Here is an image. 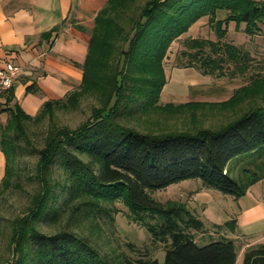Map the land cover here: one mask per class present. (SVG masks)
<instances>
[{"label":"trees","instance_id":"obj_1","mask_svg":"<svg viewBox=\"0 0 264 264\" xmlns=\"http://www.w3.org/2000/svg\"><path fill=\"white\" fill-rule=\"evenodd\" d=\"M219 10L226 11L223 19H218ZM206 16L217 39H186L190 51L182 54L189 61L182 66L215 78L247 74L253 66L251 53L222 39L231 21L236 28L244 24L248 35L261 34L264 0H107L94 18L82 79L75 89L45 100L35 115L18 103L11 105L14 87L5 92L0 102V112L6 113L0 124L5 157L0 196L11 186H21L14 181L15 165L30 144L29 126L48 122L43 144L31 150L37 159L27 178L36 187L25 210L10 220L6 264H239L231 239L197 243L193 230H202L204 223L187 203H162L152 197L170 184L200 178L204 188L238 199L264 178L263 67L224 101L160 104L167 83L164 60L172 42ZM57 30L55 26L42 36ZM26 91L37 88L31 84ZM86 96L98 102L89 116L75 128L59 125L56 112L77 109ZM240 105L244 109L239 114L214 128L151 133L123 122L135 113L188 110L195 117L199 110L234 111ZM242 154L250 156V162L232 176L228 163ZM117 203L127 209L129 220L148 229L152 243L164 245L163 262L148 251L137 258L104 254L87 235L67 228L69 223L113 221ZM62 222L55 232L42 229ZM214 225L235 230L237 221ZM127 246L136 250L132 242ZM241 264H264V245L247 248Z\"/></svg>","mask_w":264,"mask_h":264},{"label":"rangeland","instance_id":"obj_2","mask_svg":"<svg viewBox=\"0 0 264 264\" xmlns=\"http://www.w3.org/2000/svg\"><path fill=\"white\" fill-rule=\"evenodd\" d=\"M217 16L218 19H223L226 16V11L219 10ZM225 26L226 25H224V28ZM243 29L244 24L236 28V23L231 21L227 26L228 33H226L227 35L225 34L222 39L223 42L229 41L236 45L243 46L253 57L252 69L249 70L247 74L240 76V79L238 76H235V78H237L235 83L229 79L232 77H227L226 75L217 78L208 75L207 82L202 83V81L197 85V83H190L176 74V69L180 68L183 63L189 61V57L182 54L183 51H190L185 47L184 41L186 39H217V32L214 24L210 23L207 16L198 20L186 33L174 40L164 60L167 83L161 91L160 104H177L186 99L191 101H194V99L224 101L230 94L231 89L233 88L234 91L236 88L240 87L247 81L250 74L255 73L256 70H259L261 67H263L264 70V39L261 44H257V39L260 38L247 40V36H244L245 32ZM260 71H262V69H260ZM62 88L63 91L60 92V94H65L67 89L64 85H62ZM183 91L186 99L181 97ZM97 105L98 102L95 98L89 96L83 97L77 109L57 111L56 121L59 125L75 128L89 116L91 108ZM240 108L243 110L244 106H237L234 111H218V109L212 108L199 110L196 112L195 117H193L188 110L183 114H175L173 112H164L160 110L156 113H135L134 116L123 119V122L141 132L151 133L169 130H193L199 127L214 128L234 118L240 113ZM47 124V120H44L41 123L31 124L29 126L28 135L30 144L26 146L27 148L22 152L18 159V163L15 165L16 175H14V181L21 186H11L0 196V264H6L7 259L10 257V250L6 239L10 220L16 215H20L25 210L30 201L31 194L36 187L35 184L30 182L27 178L32 172L37 159L35 153L31 150H33V147H39L43 144V138L47 132ZM249 162L250 156L247 154L232 158L228 163L230 174L235 176L240 171L241 167L247 166ZM59 173L58 170H55L54 175L60 179ZM261 185L264 187V183L259 184L257 187L252 188L245 196L236 199L217 189L204 188L200 178H190L159 189L152 193V197L156 201L162 203L168 200H178L187 203L191 211L204 223L202 230H193L197 243L203 245L224 238L231 239L236 246L238 263L241 264L244 251L247 248H251L250 246H246L247 243L251 242L250 237H245L241 235L239 231L231 230L227 226L218 228L214 223L223 224L227 220L237 218L240 226L239 228L245 233L247 231V233L250 234L257 230V228L252 229L256 227L255 222L257 213L253 211L254 216L250 217L249 211L253 203L252 197H255L257 192H264ZM116 206L119 212L114 215L113 221L98 219L94 223L89 221L79 225L69 223L67 228L72 226V228L79 233L87 235L92 243L104 254L115 256L125 253L132 258H137L144 257L142 254L148 251L151 258L163 262L165 258L164 245L162 243H152L148 229L145 226L129 220L126 216L127 209L121 203H117ZM243 206L246 209H244ZM262 210L263 212L260 211V217L264 215V209ZM244 219L250 223V227H244ZM63 222L60 226L42 225V229L47 233H52L59 227H62ZM259 226L264 227V221L261 222ZM129 242L136 244L135 251H132L127 246ZM255 246L258 245L256 244Z\"/></svg>","mask_w":264,"mask_h":264},{"label":"crops","instance_id":"obj_3","mask_svg":"<svg viewBox=\"0 0 264 264\" xmlns=\"http://www.w3.org/2000/svg\"><path fill=\"white\" fill-rule=\"evenodd\" d=\"M106 2L107 0H0V65L5 61H12L21 67V73L12 86L14 99L11 105L18 103L27 113L35 115L45 100L61 98L80 84L82 64L86 57L94 18ZM55 26H58V30L50 37L42 36ZM244 36H247V40L260 38L257 39V44H261L264 28L259 35L244 33ZM176 74L197 85L208 80V75L202 74L194 67L181 66L176 69ZM237 76L240 79L242 75ZM229 79L235 83L237 78ZM31 84L36 86V92L26 91V87ZM62 85L67 89L65 94H60L63 91ZM232 93L233 88L226 99ZM4 94L0 95V102H4ZM181 97L186 99L184 91ZM188 101L191 100L186 99L181 103ZM5 120L6 113L0 112V124ZM4 166L5 157L0 150V182L4 175ZM263 183L264 178L250 186L246 194ZM261 188L264 189L262 185ZM252 201L249 216H254L253 211H256V227L252 229L257 230L250 234L246 231V234L239 228L236 218L235 230L251 239V242L246 244L247 247L264 245V227L259 226L264 221V215L259 216L260 211L263 212L264 209V192H257ZM243 208L246 209L244 206ZM243 225L245 228L250 227L246 219L243 220Z\"/></svg>","mask_w":264,"mask_h":264},{"label":"built area","instance_id":"obj_4","mask_svg":"<svg viewBox=\"0 0 264 264\" xmlns=\"http://www.w3.org/2000/svg\"><path fill=\"white\" fill-rule=\"evenodd\" d=\"M21 73V67L12 61H5L0 65V95L7 92Z\"/></svg>","mask_w":264,"mask_h":264},{"label":"bare ground","instance_id":"obj_5","mask_svg":"<svg viewBox=\"0 0 264 264\" xmlns=\"http://www.w3.org/2000/svg\"><path fill=\"white\" fill-rule=\"evenodd\" d=\"M178 79V78H177ZM170 81H174V80H170ZM176 82H178V81H176ZM181 82V81H180ZM166 88V87H165ZM176 92V91H175Z\"/></svg>","mask_w":264,"mask_h":264}]
</instances>
